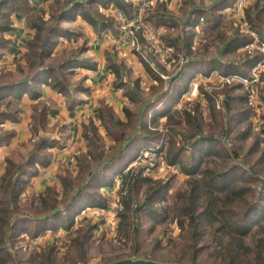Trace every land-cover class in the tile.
<instances>
[{"label":"trees","instance_id":"trees-1","mask_svg":"<svg viewBox=\"0 0 264 264\" xmlns=\"http://www.w3.org/2000/svg\"><path fill=\"white\" fill-rule=\"evenodd\" d=\"M95 4H102L104 7L114 4L126 13L132 11V6L123 0H68L64 6L58 8L57 12H53L52 18L55 24L48 26L43 16L33 10L29 0H0V33L13 29L11 20L13 13L25 15L28 26L35 29L34 37L30 40L28 51L25 53L26 65L29 68L28 75L20 83H7L4 79L0 80V98L12 99L9 98L10 92L19 89L17 94L13 93L16 98L23 96L22 91L28 90L30 99L38 100L41 92L37 89L48 85L70 99L71 85L65 83L64 75L66 72L78 73V65L84 63L82 54L87 51V45L75 46L72 53L66 54L64 58L50 65H47L43 58L49 57L54 60V56L59 51H66L67 46L58 38V34L66 33L67 39L72 38L73 34L70 30H64L58 23L62 16L71 14L74 9H78L79 15L94 29L99 28L100 34L107 29H109L107 32H116L113 19L99 14L94 8ZM168 4V0L160 1L155 8L146 12L145 18L155 30L161 27L168 30L163 35L162 41L166 46L173 48L172 57L169 59L172 65L170 68L172 73L168 74L170 79L163 80L149 66L147 69L156 82L169 84L171 89L169 87L160 92V88L152 86L151 98L143 97L140 79L131 80V68L123 62H118L115 52L108 53L106 68L115 76L113 86L124 89L130 103L139 106L137 111L125 106L123 108L125 119H122L115 114L110 105L101 101L97 109L98 116L113 142L109 147V153L103 149L98 155L91 153L90 158L76 157L78 165L76 174L72 176L68 172L56 175L58 184L48 185L39 196L38 208L32 211L33 204L30 203L27 212H22L20 199L28 184L27 177L36 173L30 170V166L35 163L34 161L40 160V164L46 167L49 160L44 155L33 154L26 164H16L11 158H7L5 171L0 175L1 264H27V258L21 252L23 247L16 248L19 239H24L26 236L37 239L49 230L52 231L50 236L53 239L49 245H46L47 249L43 247L41 252H36L33 262L56 264V252L60 247L59 237H63L59 236V231H66L65 235L71 233L77 217L76 213L78 215L81 209L108 207V200L100 190L104 187L111 188L114 185V176H120L124 180L118 191L117 205L120 211L116 213L119 219L117 234L126 239V245L129 242L133 244L127 254L128 258H145L178 264H264V176L246 167L243 159L240 158L243 143L249 137V133L235 136L236 144L231 147L223 145L220 149L209 150L207 154H204L203 147H199V156L195 158L193 147L197 143L219 140V138H202V130L198 122L200 108L197 107L192 111L165 110L160 115L154 110L161 101H165L164 99L175 91V88L181 90L180 99L186 86L183 87L179 81L188 76L192 77L196 66L207 65L210 72L201 70V73L205 75H210L215 70L222 74L240 75L242 73L240 67L248 66L249 60L245 63H235L220 57L209 59L205 52L211 43L201 48L203 39L206 37L196 41L199 20L204 22L205 35L217 32L221 38L225 37V32L221 30L223 13L217 3L200 7L195 0H183L181 16L170 11ZM88 7H91L90 10ZM93 13L97 15V18L92 15ZM75 17L74 14L70 18ZM247 22L251 27L257 26V36L264 42V24L252 19L250 13ZM224 41L226 47L222 53L226 56L229 52H238L242 44L253 43L254 39L246 35L242 36L238 32ZM6 45V41L0 38V48ZM58 46L61 47L56 50ZM231 46L235 47L229 49ZM139 57L144 61L142 55L139 54ZM151 58L154 59V57ZM245 76L250 78L248 74ZM78 86L82 87V83ZM262 98L264 99V96ZM208 99L212 103L213 99L209 95ZM166 102L170 104L169 100ZM39 106H34V109L38 118L36 122L40 125L47 122L49 107L44 101H40ZM151 108L154 114L158 115L152 118V122L147 120ZM15 117L16 115L11 111L0 115V118L5 119ZM164 118L175 120L172 130L166 129L167 132L159 130L160 122ZM185 120L191 123L192 131L178 130L177 127L181 126ZM234 122L240 121L231 118L230 124ZM90 123L86 127L88 132L84 133L89 147L93 140L91 134L94 133L96 137L98 128L94 122ZM13 137L14 134L11 133L3 136V140L9 142ZM165 140L166 150L162 156L163 161L180 166L188 175L186 183L188 188L175 194L178 203L177 216L171 217L169 221L176 224L180 230L178 239L181 241V252L179 254H170L169 251L162 253L165 246L159 237L152 240V249L149 248L147 240L150 229L147 231L145 217L158 216L163 220L169 219V206L165 208L163 204L159 205V202H163L166 198L168 186H163V183L153 178L143 177L142 167H139L137 172L134 169L135 166L130 167L126 173H124L125 169L123 170L124 164L138 157L144 147H150L147 145L151 141ZM54 141L51 138H43L39 146L44 149H47L49 145L55 147ZM94 145L96 147L98 145L97 148L100 147L96 142ZM162 152L163 150L157 154H163ZM209 157L220 159L221 167L204 165ZM111 167H116L115 170L119 169L118 172H114L115 175L106 173ZM241 168L244 169L243 173H234ZM144 182L147 183V187L143 193V202H139L137 198L140 197ZM135 199L139 202V206L133 209ZM19 210L22 211L19 212ZM156 223L158 222L152 225V231ZM213 225L215 226L212 227ZM97 229L98 225L88 223L86 228L76 230L78 233L76 247L80 254L83 253L86 241L94 237ZM207 232L211 236L206 234ZM175 246L174 240L172 251H175Z\"/></svg>","mask_w":264,"mask_h":264},{"label":"rangeland","instance_id":"rangeland-1","mask_svg":"<svg viewBox=\"0 0 264 264\" xmlns=\"http://www.w3.org/2000/svg\"><path fill=\"white\" fill-rule=\"evenodd\" d=\"M217 1L220 10H222L223 13V27L221 30L225 32V37L221 38L217 32L205 35L204 22L199 20L197 23L199 24V29L197 30L198 34L196 36V41L206 37L203 39L204 42H202L201 48H205V44L211 43V45L206 48L207 52H205V54L207 53L206 55L209 56V59L212 57H220L225 61L228 60L235 63H245L249 60L248 66L244 68L240 67L242 72L240 75L242 77H246L245 75L248 74L250 78H246L250 81L245 83L241 79L232 77L231 80L227 82L226 78H219L217 75L225 77L236 74H222L217 70L212 71L210 75L202 74L201 70H208L210 72V69H208L207 65L200 64L195 67V73L192 77L188 76L186 78H182L181 80L179 79L180 81L178 80L183 87L186 86V90L183 92L180 99L179 94L181 90L175 88V91L169 94L166 99H164L165 101H161L159 106L156 109L154 108V110L158 113V115H160V113H163L165 110L173 112L175 110L179 111L181 109H187L188 111H192L197 107L200 108L198 111L200 113L198 115V122L200 123V129L202 130V138H219V140L210 141L208 143H197L193 147L195 158L199 156V147H203L205 151L204 154H207L209 150L220 149L223 145L231 147L236 144L234 139L235 136L249 133V137L246 138L243 143L240 158L243 159L246 167L256 172V174L264 176V99L262 98V96H264V64H258L259 62H264V42L260 41L257 36V26L253 25V27H251L247 22L250 13L252 19L264 24V0H195V3L200 7H208L210 4ZM241 1H243V3L239 9L238 3ZM67 2L68 0H51L47 9L39 10L36 13L39 14L41 11L40 14L43 16L46 25L51 26L52 24H55L54 18H52L53 12H57L58 8L64 6ZM36 7H38L37 4ZM98 9L99 14H103L107 18L113 19L115 26L114 15L117 11L116 8L113 6L112 8H106L108 14L103 13L105 8L98 7ZM73 14H75V16L78 15V9H74ZM177 14L178 16H181L182 11L178 9ZM199 16L200 15H198V17ZM58 24L61 25L64 30H71V28L74 27L77 28L75 24L72 25L70 22L66 23L59 21ZM238 32L242 36L246 35L249 38L253 37L254 42L256 43L255 49H251L249 47L251 45L250 42L240 45L241 47L238 52H229V54L225 56L222 53L224 50V44H222V41L227 40V38H230ZM58 36L61 41H65L67 39V37H65L67 36L66 33H59ZM0 38L6 41L7 44L6 46L0 48V61L2 60L0 62V80L3 81L4 79L7 83H20L29 73V68L26 65L25 53H23L25 50L23 51L22 48L26 49V45L29 44L31 39L25 41V39L21 37L19 38V44L16 48L19 55H15L13 62L14 69L8 70L6 68L11 62L8 58V54H10L12 39L9 37L6 38L4 35ZM66 46V51H59V53L54 56V60L49 57H44L43 59L46 64L50 65L61 60L64 56H66V54L72 53L75 49L73 44H68ZM234 47L235 46H231L229 49H233ZM19 58H22V60L18 61ZM128 65L127 67L130 68ZM196 71H198V73H196ZM167 73L170 75L172 71L168 70ZM64 77L65 83L70 84L71 86L78 85L79 83H85V77L80 73L71 74L66 72ZM130 78H132L131 80L138 79L137 74L134 73ZM164 79L169 80L170 77L167 76V78ZM144 84L146 85L142 84L141 90H143L142 96L145 98H151L152 90L150 89L153 85L160 88V92H163L169 87L171 89V86H169V84H165L164 82L163 84L156 82H146ZM196 85L200 88L198 93H196L198 97L194 98L196 95H193V91ZM17 90L19 89L11 92L9 90V92L13 96V93L16 92L17 94L19 92ZM22 92L23 96L21 95L19 98L13 96L12 99L9 100L3 99L0 103V115L5 114L7 111H11L16 115L14 119L0 118V122L7 120L12 124V128L1 130L0 136H7L12 133L14 134L12 140L14 138L15 140L18 138L17 136L19 131L16 128L25 123V95H27L30 99L28 90ZM208 95L213 99L212 103L209 102ZM105 98L106 97H104L102 101L105 102L106 99H108ZM168 100L170 101V104L166 102ZM39 102L40 100L31 104V121L26 123L27 127L25 128V131H23L22 138L19 139L17 143L13 144L12 154L9 155L8 158H11V160L16 164H26L27 161L31 160L33 154H37L39 156L44 155L48 158L49 164L45 167L40 164V160H36L34 161L35 163L30 166V170H33L36 173L30 174L27 177L28 184L24 195L20 199L21 209L23 211L19 210V212H27L28 205H30V203L33 204L32 211H35L38 208L37 206L40 194L46 190L48 185L58 184L56 175L67 174L70 172L71 175L74 176L78 168L76 157L81 156L90 158L89 156L91 153L98 155L100 150L103 149L106 150L105 152L109 153V147L113 144L108 132H104L103 129L100 130L103 125L100 123L97 125V122H99V116L97 115L95 118H88L87 122L82 123V131L79 138H77L78 132L74 131L73 127L68 128V125L71 123H66L67 125H50L47 119V122L45 121L44 124H37L36 120L38 118L36 116L37 112L34 109V106L40 107ZM84 105V102H82L79 106H77L79 111L84 107ZM122 105L123 104L120 102L119 106H117L118 108H121ZM128 106L133 111H137L139 109L137 104H129ZM92 108L93 107H91V109ZM153 111L151 108L149 116L147 117V120H151V122L152 118L158 116L157 114H154ZM246 111H249V113H245ZM57 112L62 113L63 118L65 119L64 122H68L66 120L67 118H71L74 122V114L71 113L73 112L72 110L67 108L66 110H58ZM75 118L77 119V117ZM231 118H235L240 122L230 124ZM90 122H94L95 125L99 126V128H97L96 137L94 136V133L91 134V137H93V146L91 145V147H89L88 140L84 137V133L88 132L86 127L91 124ZM174 123V119L168 120V118H164L160 122L159 130H164V132H167L166 129L172 130V126H175ZM66 127L68 130H66ZM177 128L181 132L193 130L191 123L186 120ZM201 135L199 137H201ZM43 138H54V142H56L55 147H50L49 145L47 149L40 148L39 145ZM94 142H96V144L98 143L100 147L97 148L98 145L96 147ZM141 142L142 144H145V142ZM61 146H67L66 149L62 151L70 158V162L64 160V155H62L60 151H58L59 153L57 156H54L53 150H61ZM147 146L150 147H144L138 157L134 158L131 162H126L123 166V170L125 169L124 172L126 173L131 166H135L134 169L137 172L139 171V167H142V171L144 172V174H142L143 177L153 178L154 180H158L163 183V186H168V190L165 193L166 198L163 202H159V205L163 204L165 208L169 206V219L163 220V218L158 216L145 217V225L146 228H148L147 231L150 229L147 240L149 248L152 249V240L159 237L162 239L163 245L165 246L161 251L162 253H168L169 251L170 254H179V252H181V241L178 239L180 230L176 224L169 223V221L171 217L177 216L176 207L178 203L176 202L175 194L180 190L184 191L188 188L186 184L188 175L180 166L163 161L162 156L166 150V140L162 142L151 141ZM162 150L163 154H157ZM146 152H149V154ZM206 164L210 167L220 168L221 160L216 157H209L206 159L204 165ZM115 168L116 167L109 168L106 173L115 175V173L119 170H115ZM235 172L243 173L244 169H237L234 173ZM114 178V185L111 188L104 187L100 190V192H103L104 197L108 200V207H87L85 209H81L78 211V215L76 213L77 217L75 218V224L71 233L69 232V234L65 235L66 231H59V236L63 237H59L60 239L58 242L60 247L56 252V264H110L124 259L152 260L136 257L128 258L127 256L130 252V247L133 246V244L129 242L126 245V239L123 238V236H118L117 226L119 219L116 214L120 211L116 203V197L124 180L121 179L120 176H114ZM146 187L147 183L144 182L142 184L140 197H136L137 201L143 202V193L145 192ZM137 201L136 199L134 200V204L132 205L133 209L139 206V202ZM71 215H73L72 212ZM155 222L158 223H156L155 228L152 231V225H154ZM88 223L98 225V229L95 231L94 237L86 241L83 253L80 254L79 249L76 247V245H78V233L76 230L86 228ZM214 226L215 225L212 227ZM51 232L52 231L49 230L48 233L38 237L37 239H30L27 236L24 239H19L16 248L19 246L23 247L21 252L27 258V264H37L36 262H33V258H35L36 252H41L43 250V247L47 249L46 245H49L51 243L50 241L53 239V237L50 236ZM206 234L211 236L208 232ZM174 240L176 242V246L174 248L175 251H172V243Z\"/></svg>","mask_w":264,"mask_h":264},{"label":"crops","instance_id":"crops-1","mask_svg":"<svg viewBox=\"0 0 264 264\" xmlns=\"http://www.w3.org/2000/svg\"><path fill=\"white\" fill-rule=\"evenodd\" d=\"M50 1L51 0H29L31 7L36 12L39 10L47 9L49 7L48 4ZM139 1L140 0H127L126 3L128 5H131L133 8L134 4L139 3ZM168 2H169L168 9L174 12V14L178 16L177 11L178 9H180L181 11L183 0H168ZM214 3L218 4V1ZM36 4L38 5V7H36ZM112 6L116 8V10L119 9L114 4H112ZM112 6L108 5L104 7L102 6V4L100 5L95 4L94 8L99 11L98 7L99 8L103 7L105 8L103 13L108 14V11L106 10V8H112ZM90 8L91 7H88L89 10ZM73 11L74 10H72L71 14L69 15L67 14L66 16H62L61 19L59 20L60 22L61 21L66 22V23L70 22L72 23V25L75 24L77 26V28L74 27V28H71L70 30L73 34L72 38L66 39L65 41H62V42H64L66 45L73 44V46L82 45V44L87 45V48H88L87 51L82 54V59H83L82 61L84 63L81 65H78V70H77L78 73L84 75L85 83L82 84V87L78 85L71 86L70 99L56 92L54 89H52L48 85H43L37 89L38 92H41L39 96L40 98L38 100L32 101L28 98L27 95H25L24 97L25 99L24 101L25 103L24 104V115H25L24 122L25 123L16 128L20 132V133L18 132V136H17L18 138L16 140L14 138L13 140H10L9 142H7L3 140V136H0V175H2L3 172L5 171V168L7 165V158L9 155L12 154V151H13V144L17 143L19 139L22 138L23 131H25V128L27 127L26 123L31 121V118H30L31 104L36 103L39 100L46 102L49 107L48 123L50 125H56V124L57 125L58 124L67 125L66 123H71L70 125H68V128L73 127L74 131L78 132L77 138L81 136L82 123L87 122L88 118H91V117L95 118L96 115L98 116L97 109L100 106V103L104 99V97L108 98V99L105 98L106 99L105 103L110 105L113 108L115 114L118 117L125 119L123 108L125 106H128L131 103L124 89H117L113 86L115 76L111 73L109 69L106 68L108 64L107 56L109 52H112V54H114L115 52L114 55L116 56V60H118V62H123V63L126 62L127 65L129 64L128 66L131 68L130 77L133 75V73L137 74L138 79H140V85L142 84L146 85L144 84L146 82L147 83L156 82L154 80V77L151 74H149L147 66H149L151 70L155 72L163 80L165 79L162 77V74L166 75L168 70H171L170 68L172 67V65L170 62L167 64H164V61L159 60L158 58L157 59L151 58L150 62H146V61L144 62L138 55L134 54L130 48H127L124 53H120L116 51L114 48L113 41L110 38H108V34L112 33V32H107L109 29H107V31H104V33L100 34L99 28L94 29L92 25L89 24L86 20H84L79 14L76 15L74 19L70 18L71 16H74ZM92 15L97 18V15L95 13H93ZM11 20L13 23L12 24L13 29L10 31H6L3 34L0 33V37L4 35V37L6 38L9 37L12 39L10 54H8V58L11 62L7 65V68H6L8 70L14 69L13 62H14L15 55H19V52L16 50L19 44V38L21 37L25 39V41H27L28 39L32 40L35 34V29L30 28L28 26L27 18L25 15L13 13L11 14ZM158 31L161 34V38H163V35L168 30H165V28L161 27ZM74 34L76 35L78 34V36H74ZM222 44H224V48H225L226 45L224 41H222ZM60 47L61 46H58L56 50H59ZM165 47L170 50L169 54L172 57L173 48H170L166 45ZM22 50L23 51L25 50L23 53H26L28 51V44L26 45V49L22 48ZM19 60H22V58L21 59L19 58L18 61ZM92 66H94L95 68L92 69L91 68ZM167 76H168V73H167ZM12 97H13L12 94H10L9 98H12ZM3 99L4 98H0V103L3 101ZM82 102H84L85 105L79 111L77 106H79ZM120 102L123 105L121 108H118ZM66 107L73 111L71 113L74 114L73 116L74 122L71 118H67L66 120L68 122H64L65 119L63 118L62 113L57 112L58 110L60 111H63V109L66 110L67 109ZM91 107L93 108L91 109ZM75 117H77V119ZM98 123L101 124L100 119H99V122H97V125ZM10 128H12V124L9 121L3 120L0 122V134H1V130L10 129ZM101 129H103V131L106 132L104 127H101L100 130ZM66 130H68L67 127H66ZM66 147L67 146H61L60 147L62 148L61 150L54 149L53 153H54V156H57L59 153L58 151H60V153L64 155L63 157L64 160L67 162H70V158L65 154V152L62 151L66 149ZM116 199L119 200L118 193H117Z\"/></svg>","mask_w":264,"mask_h":264},{"label":"built area","instance_id":"built-area-1","mask_svg":"<svg viewBox=\"0 0 264 264\" xmlns=\"http://www.w3.org/2000/svg\"><path fill=\"white\" fill-rule=\"evenodd\" d=\"M160 1L163 0H140L139 3L134 4L132 11L129 13L120 9L115 12L114 18L116 32L108 34V38L114 43L115 50L124 53L127 48H130L134 54L138 56L139 54L142 55L146 62H150V57H154V59L158 58L159 60H163L164 64L169 63L171 57L169 54L170 50L165 47L160 32L155 30L152 24L145 18L146 12L149 9L155 8ZM242 3L243 1L238 3L239 9ZM249 47L255 49L256 43H251ZM258 64L262 65L264 62H259ZM217 76L219 78H226L227 82H229L232 77L241 79L245 83L250 81L248 78L237 74L225 77L221 75ZM162 77L167 78V75H162ZM199 88L200 87L196 85L193 95L198 93ZM196 97H198V95L194 98ZM146 153L149 154V152ZM118 201L119 200L117 199V202Z\"/></svg>","mask_w":264,"mask_h":264},{"label":"water","instance_id":"water-1","mask_svg":"<svg viewBox=\"0 0 264 264\" xmlns=\"http://www.w3.org/2000/svg\"><path fill=\"white\" fill-rule=\"evenodd\" d=\"M110 264H178V263H164L154 260H144V259H124Z\"/></svg>","mask_w":264,"mask_h":264}]
</instances>
